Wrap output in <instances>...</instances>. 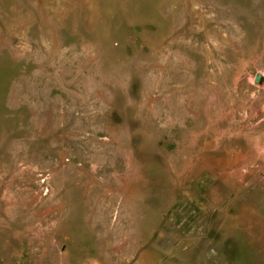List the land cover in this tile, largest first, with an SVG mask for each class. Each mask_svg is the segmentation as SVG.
Returning <instances> with one entry per match:
<instances>
[{"label":"rangeland","instance_id":"1","mask_svg":"<svg viewBox=\"0 0 264 264\" xmlns=\"http://www.w3.org/2000/svg\"><path fill=\"white\" fill-rule=\"evenodd\" d=\"M0 264H264V0H0Z\"/></svg>","mask_w":264,"mask_h":264},{"label":"water","instance_id":"2","mask_svg":"<svg viewBox=\"0 0 264 264\" xmlns=\"http://www.w3.org/2000/svg\"><path fill=\"white\" fill-rule=\"evenodd\" d=\"M261 77H262V73H261V72H258V73L256 74V77H255V82H256V83L259 82Z\"/></svg>","mask_w":264,"mask_h":264}]
</instances>
